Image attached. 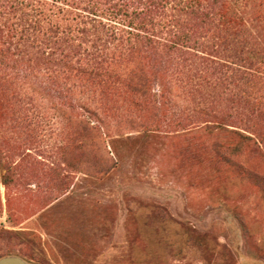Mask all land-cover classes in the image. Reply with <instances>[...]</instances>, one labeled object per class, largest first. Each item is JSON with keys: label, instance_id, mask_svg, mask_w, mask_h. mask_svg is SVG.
Segmentation results:
<instances>
[{"label": "rangeland", "instance_id": "374dc122", "mask_svg": "<svg viewBox=\"0 0 264 264\" xmlns=\"http://www.w3.org/2000/svg\"><path fill=\"white\" fill-rule=\"evenodd\" d=\"M92 1L0 0V259L264 264V0L146 13L181 58Z\"/></svg>", "mask_w": 264, "mask_h": 264}, {"label": "trees", "instance_id": "16d2710c", "mask_svg": "<svg viewBox=\"0 0 264 264\" xmlns=\"http://www.w3.org/2000/svg\"><path fill=\"white\" fill-rule=\"evenodd\" d=\"M194 1H199V0H120L119 5L114 6L113 8L110 9V16H113V19H117L118 21L121 20V16H124L125 18L129 19V21L127 22V26L130 27L132 30L138 31L139 33H141L140 31H145L146 32H150L148 30V27H152V33L149 35L147 33H145L144 35H139L138 33L136 34H132L130 32H127L125 30V33L129 36L131 35L132 37L135 38H142V39H146L147 41H149L150 43H155L158 46L161 47H167V49L169 51H172V54H176V53H180L178 58L182 57V52L181 49L183 48H189L190 45V41L197 44V46L200 44V42L197 41H193L191 36L188 35V33H181L180 27H177L178 29H176V27H173L175 29V38L173 39H165L162 37H158L155 32H156V26L154 25V21L151 17L146 18L144 17V15H146V13H151L152 10L154 9H163V10H168L169 12L173 13V24L174 25H179L181 24L180 20L178 19L179 16H181L182 14H185V12L187 11H194V7H196L194 5ZM90 2H92L91 5H87V6H82L81 2L78 3L75 7L76 9H80L82 10L81 12L84 13L83 16L81 15L80 12L76 13V17H83V18H87L89 20V22H92L93 25H91V27L93 28H97V26H99V23L96 17V11L99 8V6L95 3H93L92 0H90ZM111 0H106L104 3H106L108 6L110 4ZM73 6V5H72ZM135 6V8H134ZM57 6H55L56 8ZM61 10V9H60ZM90 17H94L92 19H89ZM129 17V18H128ZM96 22V24H94ZM120 23V22H119ZM109 27H115V26H109ZM157 37L160 40L166 41V42H162L160 40H155L154 38ZM155 40V41H154ZM90 64H94L93 61L91 63H87V66H89L91 73L88 74L90 75V81H92V84L95 85L97 83V81L100 80L101 74L96 70V67H92ZM256 70H258L259 68L255 67ZM166 69V68H165ZM129 84V85H128ZM128 87H134L136 85H133L132 82H128L127 83ZM256 90V89H255ZM258 93V90H257ZM150 94L152 97H154L155 99H161L164 98L165 92H164V87H158L156 90L152 88V92L150 91ZM94 131H96V128L93 127L92 128ZM242 138V137H241ZM242 140H251L249 137H243ZM0 183L7 189L10 185L13 184V179L12 177L7 174V175H3V177L0 180ZM0 234L4 235L5 237H12V233L11 232H0Z\"/></svg>", "mask_w": 264, "mask_h": 264}, {"label": "water", "instance_id": "95a60500", "mask_svg": "<svg viewBox=\"0 0 264 264\" xmlns=\"http://www.w3.org/2000/svg\"><path fill=\"white\" fill-rule=\"evenodd\" d=\"M0 264H28L19 257H4L0 259Z\"/></svg>", "mask_w": 264, "mask_h": 264}]
</instances>
